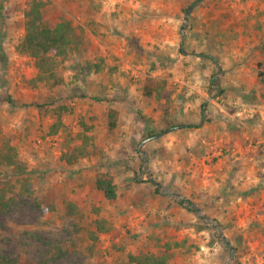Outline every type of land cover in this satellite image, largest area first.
Here are the masks:
<instances>
[{"label":"rangeland","instance_id":"obj_1","mask_svg":"<svg viewBox=\"0 0 264 264\" xmlns=\"http://www.w3.org/2000/svg\"><path fill=\"white\" fill-rule=\"evenodd\" d=\"M29 1L0 0V144L7 140L27 167L20 179L3 171L14 201L0 211V254L37 264L51 242L65 250L57 264H116L136 248L172 254V264H264V0H204L185 34L195 0H43L52 21L62 12L74 19L83 43L57 69L64 82L38 88L24 83L37 75L34 59L17 49ZM155 84L158 94L146 97L144 87ZM182 101L196 105L186 110ZM112 108L119 119L110 132ZM203 112L201 126L143 149L156 180L225 227L233 259L217 228L156 189L137 150L148 132L199 123ZM85 131L94 152L62 162ZM99 173L117 180L116 200L97 189ZM26 176L32 194L21 188ZM49 192L55 208L44 212L35 204ZM100 219L111 229L99 232Z\"/></svg>","mask_w":264,"mask_h":264},{"label":"trees","instance_id":"obj_2","mask_svg":"<svg viewBox=\"0 0 264 264\" xmlns=\"http://www.w3.org/2000/svg\"><path fill=\"white\" fill-rule=\"evenodd\" d=\"M46 3L43 0H30L29 8L25 12L24 35L21 38L17 49L19 53L34 59L32 68L37 75L34 77H25L24 83L28 86L38 88L41 84L54 79V84L59 85L64 79L58 75L57 69L61 63L67 60L72 48H79L83 43L82 31H79L75 25L74 19L67 13H61L57 21H52L47 17ZM214 62L215 60L212 59ZM264 83V78H263ZM160 85L145 86L144 95L152 98L158 94ZM66 109L65 107H63ZM58 115L62 114L61 109L57 110ZM119 112L115 108L110 109L108 113V130L112 132L118 126ZM183 124V123H182ZM61 120L58 118L57 123L53 124L51 133L58 131ZM171 126L181 125L172 121ZM87 129V128H86ZM155 134L148 132L147 136ZM89 134H82V143L76 146H69L60 156V160L67 164L79 161L80 158L89 156L92 152L89 146L96 144L91 142ZM11 168L14 175L24 174L27 170L26 163L19 157L15 147L7 140L0 144V211L11 206L14 198H6L7 190L3 185L2 175L4 169ZM21 188L25 193L32 194L33 189L28 176L21 179ZM96 187L100 190L106 199L114 201L118 197V187L112 176L106 173H99L96 177ZM158 189V188H156ZM44 212L55 208L54 200L49 193H45L35 204ZM107 221L100 219L96 221V229L99 232L108 231ZM94 237V236H93ZM50 247L49 257L40 260L37 264H57L58 260L65 254V250L57 244L46 242ZM172 254H155L136 248L129 251L125 258L119 259L116 264H169L173 259ZM33 264V261L25 259L21 262L18 257H9L0 254V264Z\"/></svg>","mask_w":264,"mask_h":264},{"label":"water","instance_id":"obj_3","mask_svg":"<svg viewBox=\"0 0 264 264\" xmlns=\"http://www.w3.org/2000/svg\"><path fill=\"white\" fill-rule=\"evenodd\" d=\"M204 0H195L193 2H191L186 10V16H185V20H184V24H183V30L182 33L185 34V29L187 28L188 22H189V18L190 15L193 11V9ZM181 49L182 51L184 50V41H182L181 44ZM185 53V52H184ZM202 56H206L207 54L202 53ZM218 67V72L215 75V78L218 79L219 75L222 73V66L219 63V59L216 57H212ZM205 121V113L203 112L202 116H201V121L199 123H183L181 125H175V126H169L168 128H165L164 130H161L160 132L156 133V134H152L150 136H147L145 138H143L141 140V142L138 144L137 146V150L143 155V157L145 158V169L149 174V178L151 180L152 183H154L156 185V187L162 192V193H167L171 196H173L174 198L178 199L180 202H183L186 204L187 207L192 208L196 214H198L204 221H208L210 224H212L215 228H217L219 236L221 239L224 240L225 244L229 246L230 251H231V256L230 259H233L235 254H236V248L233 245V243L231 242V240L229 239V237L225 234V227L219 222L218 219L211 217L209 214H207L204 209L198 205L195 201H191L188 200L183 194L179 193V192H175L172 191L168 186L162 184L160 181L156 180L153 175L152 172L150 171L149 168V156L147 155V152L143 149V145L147 142H150L152 140L158 139L160 137H162L163 135L179 129V128H186V127H198L201 126Z\"/></svg>","mask_w":264,"mask_h":264},{"label":"crops","instance_id":"obj_4","mask_svg":"<svg viewBox=\"0 0 264 264\" xmlns=\"http://www.w3.org/2000/svg\"><path fill=\"white\" fill-rule=\"evenodd\" d=\"M181 44H182V42H181ZM206 54V53H205ZM189 57H191V55H193V53H189V54H187ZM213 57V56H212ZM213 59V58H212ZM197 91L201 94V96H203L204 95V91H203V89H197ZM197 99H198V97H197ZM196 103H198V102H196ZM182 104L183 105H185V107H186V110H192L194 107H195V103L194 104H191V102H186V101H182ZM203 114V113H202ZM202 116V115H201ZM209 118V117H208ZM207 124H209V121L207 120L206 122H205V124H204V128H203V131H206V129H209V126L207 125ZM167 145H171V143H168ZM132 175H130L129 173H127V174H125V177H128V179H129V177H131ZM115 183L116 184H118L117 183V180L115 181ZM142 185H144V184H146L145 182H142L141 183ZM135 187H136V185H133L132 187H130L131 189H135ZM147 195V194H146ZM140 198V200H142V199H144V196H141V197H139ZM148 202L149 203H151V205L152 206H154V205H156L154 202H152L151 201V198H149V200H148ZM155 208V207H154ZM174 260H175V258L174 259H172L171 261H170V263L172 264V263H174Z\"/></svg>","mask_w":264,"mask_h":264}]
</instances>
